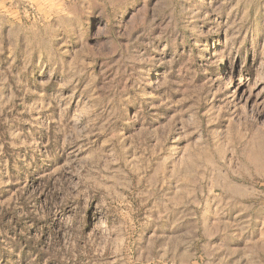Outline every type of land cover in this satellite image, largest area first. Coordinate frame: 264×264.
Segmentation results:
<instances>
[{
	"label": "rangeland",
	"instance_id": "1",
	"mask_svg": "<svg viewBox=\"0 0 264 264\" xmlns=\"http://www.w3.org/2000/svg\"><path fill=\"white\" fill-rule=\"evenodd\" d=\"M5 2L0 264H264V0Z\"/></svg>",
	"mask_w": 264,
	"mask_h": 264
},
{
	"label": "crops",
	"instance_id": "2",
	"mask_svg": "<svg viewBox=\"0 0 264 264\" xmlns=\"http://www.w3.org/2000/svg\"><path fill=\"white\" fill-rule=\"evenodd\" d=\"M0 1H1L0 5H2L0 6V27L7 28V30H10L11 25L12 27L14 26L13 19H10L11 9L9 6L6 5L7 3L5 2V0H0ZM15 44H16L15 40H13V42H10L6 38L5 39L0 38V66L1 64H5L6 62L8 63V61L11 58V55L14 56L13 50H10L9 48L15 46ZM0 72L2 73V78L8 77V73L6 70L5 71L3 70V72L0 70ZM237 239L238 238H235V243L232 244L233 246H235L232 252H230L229 250L227 251L224 250L220 252L219 247L221 242L217 240L216 245L218 248H217V252L215 253L216 264L219 263L240 264V253L238 249ZM203 245L204 244L202 242L199 244L201 248ZM190 247L192 246L190 245ZM190 247L183 250V255H184L183 262L182 263L177 262L173 264H197V263L208 264V262H211L209 255H207L205 252H202L201 250L199 251L197 249L193 250V248ZM191 249H192V256H191ZM184 253H188L187 256Z\"/></svg>",
	"mask_w": 264,
	"mask_h": 264
}]
</instances>
